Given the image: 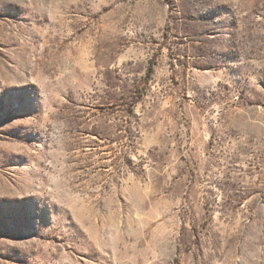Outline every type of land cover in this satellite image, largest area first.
<instances>
[{"label":"rangeland","instance_id":"rangeland-1","mask_svg":"<svg viewBox=\"0 0 264 264\" xmlns=\"http://www.w3.org/2000/svg\"><path fill=\"white\" fill-rule=\"evenodd\" d=\"M0 264H264V0H0Z\"/></svg>","mask_w":264,"mask_h":264}]
</instances>
